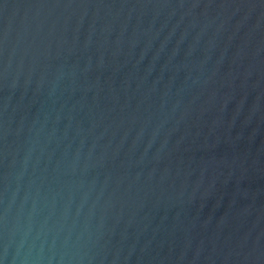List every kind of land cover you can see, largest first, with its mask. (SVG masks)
<instances>
[{
	"label": "water",
	"instance_id": "water-1",
	"mask_svg": "<svg viewBox=\"0 0 264 264\" xmlns=\"http://www.w3.org/2000/svg\"><path fill=\"white\" fill-rule=\"evenodd\" d=\"M0 264H264V0H0Z\"/></svg>",
	"mask_w": 264,
	"mask_h": 264
}]
</instances>
